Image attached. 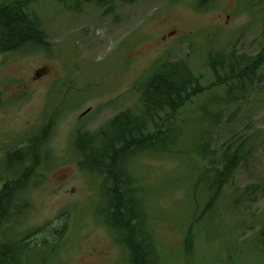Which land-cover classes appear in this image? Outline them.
Masks as SVG:
<instances>
[{
    "label": "rangeland",
    "instance_id": "1",
    "mask_svg": "<svg viewBox=\"0 0 264 264\" xmlns=\"http://www.w3.org/2000/svg\"><path fill=\"white\" fill-rule=\"evenodd\" d=\"M4 1L11 0H0ZM198 1L113 0L110 9L87 3L82 11L57 0L29 2L51 48L0 56V159L6 149L53 121L45 145L53 157L42 183L27 192L31 207L15 228L19 237L30 235L29 241L39 243L50 229L66 225L67 230L59 241L48 239L54 244L51 250L31 246L20 264H131L106 223L110 214L104 186L79 165L74 134L80 125L92 130L127 109L141 114L144 77L151 75L160 58L185 61L204 87L174 119L159 122L161 129L175 122V127L187 130L184 136L195 130L189 140L179 137L182 146H190L207 131L219 157L230 138L264 132V63L249 92L230 104L223 99L226 86L216 82L209 66V58L222 49L258 52L264 0H212L205 7ZM39 68L45 72L36 78ZM209 111L217 118H208ZM147 131H155L154 126ZM149 150L128 164L129 173H136L143 184L137 196L145 203L127 202L130 212L132 205L147 214L139 232L153 241V230L160 242L150 264H264V144L235 174L236 195L250 185L257 186L256 193L235 203L234 189L226 187L218 211L211 212L214 234H199L189 254L184 248L188 224L205 207L194 192L209 188L194 186L201 158ZM135 186L141 189L138 182Z\"/></svg>",
    "mask_w": 264,
    "mask_h": 264
},
{
    "label": "trees",
    "instance_id": "2",
    "mask_svg": "<svg viewBox=\"0 0 264 264\" xmlns=\"http://www.w3.org/2000/svg\"><path fill=\"white\" fill-rule=\"evenodd\" d=\"M30 1L0 2V56L49 49L50 43L41 27L39 16L28 9ZM57 1L77 11H82L83 4L87 3L105 9L112 8L113 4V0ZM120 1L132 3L135 0ZM211 1L199 0L198 6L205 7ZM263 63L264 31L263 43L256 54L248 55L238 53L235 49H224L211 57L209 65L216 76V82L226 86V97L223 98L226 103H234L240 96H245L249 92ZM144 80L146 83L142 87L140 97L143 106L141 114L124 110L107 121L105 127L92 134L79 133L76 140L81 157L83 156L79 165L98 174L109 197L110 218H105L106 223L116 234V241L127 254L129 253L131 264H150L152 258L157 255V250L161 249V245L153 230V241H149V236L147 238L139 232L140 225L148 219L147 214L144 211L136 212L135 206L132 208V205V212L128 210L130 204L127 201L143 205L145 203L144 199L137 196L142 192L143 185L139 178L133 177L127 171L122 175L125 161L130 154L151 149L156 154L162 151L182 157V154L195 153L201 158V168H198L201 171L194 186L209 185V188L205 187L201 193L194 192L199 195L198 201L205 203V207L200 215L192 217L188 224L184 248L189 254L193 252L199 234L206 235V238L214 234L216 226L213 230L210 227L215 224L214 217L209 224L211 212L214 209L218 211V203L223 199L226 187L234 189L235 203L241 201V197L249 198L256 193L257 186L250 185L236 195L235 174L256 147L264 144L262 131L233 137L223 143L217 157L212 145L213 137L209 136L207 131H202L203 136L193 139L190 146H182L179 137L182 141L189 140L195 130L192 134L184 136V131L187 130L175 127V122H166L169 125L165 129H161L159 122L174 119L178 111L190 102L193 96L203 91L204 87L200 84L199 78L193 74L186 62L165 61L160 62ZM207 113L211 120L213 117L217 118L215 114L211 115L210 111ZM118 123L121 128L116 138H110L114 134V126ZM150 124L154 126L155 131H147ZM175 129L180 131L177 132ZM45 133L43 131L27 137L18 146L6 149L0 159V264H20L23 255L21 253H26L29 249L21 250L20 245L24 244L26 237H19L20 230H16L15 226L23 222L31 207L27 192L31 187L42 183L49 161L53 157L52 153L45 149L47 141ZM95 137L99 139L97 142ZM101 138H104L102 141L105 143L104 146L98 143ZM103 150L106 154L99 155ZM207 160L209 164L205 163ZM137 182L141 189L135 186ZM148 224L151 225L150 221ZM66 230V225H63L54 229L52 236L60 240ZM12 232H15L14 236L10 234ZM46 239L48 240V235L42 240L47 241ZM261 243L264 250V228L261 230ZM40 244L41 242H36L35 246Z\"/></svg>",
    "mask_w": 264,
    "mask_h": 264
},
{
    "label": "flooded vegetation",
    "instance_id": "3",
    "mask_svg": "<svg viewBox=\"0 0 264 264\" xmlns=\"http://www.w3.org/2000/svg\"><path fill=\"white\" fill-rule=\"evenodd\" d=\"M45 72V68H43V69H40V70H37L36 71V78L37 77H41V74L42 73H44ZM72 83V82H71ZM73 84V83H72ZM72 89H70V91H71ZM55 114H59V111H56L55 112ZM53 122V121H52ZM52 122H48V123H45V128H44V132H46L45 133V137H46V139H48V135L47 134H49V132L51 131L50 130V128H51V125H52ZM105 125H106V122H104L100 127H94L92 130H89V129H87V130H84L85 129V127L84 126H82V125H80L77 129H78V132L75 130V132H77V134H92L93 132H95L98 128H101V127H105ZM121 127H120V123H118L117 125H115L114 126V128H113V132H114V134L110 137V138H116V136H117V133L119 132V129H120ZM99 139L97 138V137H95V142H97ZM101 141H104V138H101L100 139ZM105 145V143L103 142V146ZM104 154H106V151L105 150H103V151H101V152H99V155H104ZM127 169H125V171H126ZM46 243H48V241H46Z\"/></svg>",
    "mask_w": 264,
    "mask_h": 264
},
{
    "label": "bare ground",
    "instance_id": "4",
    "mask_svg": "<svg viewBox=\"0 0 264 264\" xmlns=\"http://www.w3.org/2000/svg\"><path fill=\"white\" fill-rule=\"evenodd\" d=\"M145 150V149H144ZM128 175V174H127Z\"/></svg>",
    "mask_w": 264,
    "mask_h": 264
}]
</instances>
